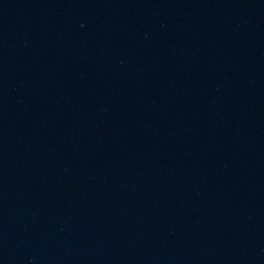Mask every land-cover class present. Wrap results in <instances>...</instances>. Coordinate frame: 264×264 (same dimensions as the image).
Here are the masks:
<instances>
[{
	"label": "water",
	"instance_id": "1",
	"mask_svg": "<svg viewBox=\"0 0 264 264\" xmlns=\"http://www.w3.org/2000/svg\"><path fill=\"white\" fill-rule=\"evenodd\" d=\"M0 264H264V0H0Z\"/></svg>",
	"mask_w": 264,
	"mask_h": 264
}]
</instances>
